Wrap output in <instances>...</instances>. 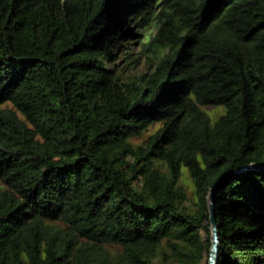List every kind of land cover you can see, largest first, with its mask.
Listing matches in <instances>:
<instances>
[{
    "label": "trees",
    "instance_id": "obj_1",
    "mask_svg": "<svg viewBox=\"0 0 264 264\" xmlns=\"http://www.w3.org/2000/svg\"><path fill=\"white\" fill-rule=\"evenodd\" d=\"M220 183L264 264V0H0V264H209Z\"/></svg>",
    "mask_w": 264,
    "mask_h": 264
},
{
    "label": "rangeland",
    "instance_id": "obj_2",
    "mask_svg": "<svg viewBox=\"0 0 264 264\" xmlns=\"http://www.w3.org/2000/svg\"><path fill=\"white\" fill-rule=\"evenodd\" d=\"M134 47H135L134 45L131 46V48H132L131 50H134ZM142 61H144V60L141 59L136 64V67H135V70L134 71H136V72L137 71L138 72H142V71L147 70L150 67L149 65H151V64H147V63L142 62ZM203 109L208 113V115L210 116L212 122H215L219 118L220 115H222V114L225 113V110H226L223 105H218V106H204ZM157 128H158V123L155 124V125H153L150 128V130L146 134H144L142 137H139V138L135 137V138H133L132 139V143L135 144V145L136 144L145 143L148 140L149 136L151 134H153L157 130ZM182 170H183V173H184L183 183L186 186V189L188 191V194H189L190 198H192L193 197V184H192V181H191L189 175L187 174L188 173L187 168L183 167Z\"/></svg>",
    "mask_w": 264,
    "mask_h": 264
},
{
    "label": "water",
    "instance_id": "obj_3",
    "mask_svg": "<svg viewBox=\"0 0 264 264\" xmlns=\"http://www.w3.org/2000/svg\"><path fill=\"white\" fill-rule=\"evenodd\" d=\"M258 169L260 168L258 165H247L240 169L239 172H243L248 169ZM220 183L218 187L215 189L214 193L211 197V203H210V213H211V224H212V248L210 252V259L209 264H218L219 261V249H220V233L218 230V225L216 224V218H215V194L217 193L218 189L221 187Z\"/></svg>",
    "mask_w": 264,
    "mask_h": 264
}]
</instances>
